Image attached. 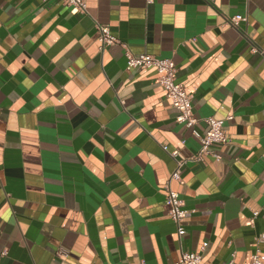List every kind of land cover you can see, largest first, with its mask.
Returning <instances> with one entry per match:
<instances>
[{"label": "crops", "instance_id": "0c3cea01", "mask_svg": "<svg viewBox=\"0 0 264 264\" xmlns=\"http://www.w3.org/2000/svg\"><path fill=\"white\" fill-rule=\"evenodd\" d=\"M86 2L0 0V264H178L204 242L202 264L250 262L264 234V0ZM96 21L119 39L103 52ZM127 50L174 60L200 131L232 116L230 142L172 182L181 239L163 146L191 158L201 144Z\"/></svg>", "mask_w": 264, "mask_h": 264}, {"label": "built area", "instance_id": "2783aa9c", "mask_svg": "<svg viewBox=\"0 0 264 264\" xmlns=\"http://www.w3.org/2000/svg\"><path fill=\"white\" fill-rule=\"evenodd\" d=\"M64 4L73 6L83 13L87 12L86 0H61ZM148 4L154 3L155 0H146ZM247 19L241 14H237L230 18V23L238 25L242 20ZM99 35V50L103 52L106 47L116 44L119 39L113 34L108 24L95 22ZM155 67L158 71L157 82L164 88L166 96L170 99L171 104L178 110L177 121L185 124L192 129V135L199 140L201 147L196 154L191 158L181 157L177 150L170 151L167 145L163 148L170 153L176 162V167L171 173L169 179L164 184L163 188L166 193L165 203L168 205L169 215L176 223L178 227V235L181 239L185 235L186 230L183 226V222L188 214V211L184 208V199L180 196V193L172 187L174 180H181L182 167L189 161V159L195 162H203L205 156L212 153V147L215 144H227L230 142V136L225 130V120L231 119L229 116L226 119L217 118L215 116H208L204 118L206 123L205 131H200L196 125L199 119L193 112V95L186 91L184 86L177 81V66L171 58H161L151 53L134 54L127 50V65L128 70L134 69H146ZM185 143V140H182ZM216 157L219 158L218 155ZM259 211L253 213V218L259 215ZM258 245L252 254V259L246 264H263L262 261V248L261 242L264 241V234H260L257 237ZM207 242H204L201 251H182L181 258L178 264H202V250L207 246ZM234 255V254H233ZM145 264V262H142ZM227 264H235L232 258Z\"/></svg>", "mask_w": 264, "mask_h": 264}]
</instances>
